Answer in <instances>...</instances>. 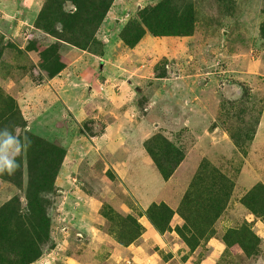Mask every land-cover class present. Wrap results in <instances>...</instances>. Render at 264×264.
I'll return each instance as SVG.
<instances>
[{
	"label": "rangeland",
	"instance_id": "1",
	"mask_svg": "<svg viewBox=\"0 0 264 264\" xmlns=\"http://www.w3.org/2000/svg\"><path fill=\"white\" fill-rule=\"evenodd\" d=\"M22 1L0 0V167L17 162L22 177L21 187L0 177V205L24 197L29 153L64 156L53 180L54 247L33 263L264 264V0H113L83 48L45 32L35 15L44 0L33 2L30 20ZM161 2L189 15L192 27L169 33L178 24L151 10ZM6 114L13 120H1ZM123 123L126 146L157 127L167 138L153 143L160 160H177L171 142L179 165L189 160L185 214L209 230L195 235L193 250L177 233V209L144 211L161 175L132 154L127 165L121 128L113 127ZM186 179L180 170L173 183ZM206 210L218 216L211 223ZM93 211L102 232L91 235L78 221ZM125 226L138 233L129 245L121 244ZM234 231L254 234V247L236 244Z\"/></svg>",
	"mask_w": 264,
	"mask_h": 264
},
{
	"label": "trees",
	"instance_id": "2",
	"mask_svg": "<svg viewBox=\"0 0 264 264\" xmlns=\"http://www.w3.org/2000/svg\"><path fill=\"white\" fill-rule=\"evenodd\" d=\"M112 2L113 0H44L40 9V18L38 21H42L45 32L49 33L50 31L51 34L57 36V38H61L68 42L72 41L77 47L83 48L86 46L87 41L92 39V35L95 33L97 26L103 21ZM161 3L162 7H166L165 11H162V7L157 3L151 10L157 9L161 13L165 12L167 16L165 18L168 20V24H170V22L171 25L173 23L178 24L171 29L169 33L174 35L181 34L186 30L185 28L188 30L192 27L193 21L189 15L180 16L174 13L167 4L164 2ZM67 5L70 6L71 9L66 11L63 8ZM142 13H145V11ZM162 25L165 26L166 23H162ZM153 33L161 34L162 32L157 30L153 31ZM6 118H9L10 121V119L13 120L14 117L12 114H10V116L6 114L1 120L7 123ZM162 135L163 133L159 131L152 136L146 137L143 140L142 146L157 167L163 181H166L179 166V162L183 160V156L181 155L179 146L171 142V149L169 150L171 154L168 152V155L174 158L176 153L178 157L177 160L173 161L171 165H166L162 161L165 156L161 157L160 160L159 156L153 152L152 148L153 143L158 139L162 143L167 141V138ZM165 149L166 148H164V150ZM32 157H38L39 161L32 163V160H34ZM63 157L64 156H62L58 149H51L46 155L39 153L28 154L29 168L27 182L24 188V197L21 199L20 196L19 198L16 196L0 205V264H31L54 247L53 240L50 236V214L55 203L53 180L57 176ZM17 161L19 162V160ZM16 165L17 162L2 165L0 168H2L3 171L0 172V177L2 178L3 176L13 184L21 187L22 177L20 170L17 169L19 166ZM12 172H14L16 177H11ZM122 182L123 181H121V183ZM193 183L190 186H192ZM124 188L127 194L133 198L126 185ZM262 198L264 199V196H262ZM133 200L136 202L134 198ZM188 204H190V201H188V195L186 194L182 197L177 207V212L184 221L177 230V233L187 244L189 243L190 250H193L197 245V241L194 240L196 238L195 235L203 237L208 234L207 231L209 232V230L206 226L198 228L202 224L199 219L194 223L190 220V217H187L185 214V207ZM158 207L161 209L164 207L166 210L173 211L163 201L158 199L152 202L144 211L148 212L150 216H154L153 210ZM260 210H262V208ZM217 217L214 211H205L207 222L211 223L214 221V218L216 219ZM152 221L154 222L153 224H157L160 229L165 227V220L159 221L153 217ZM123 230L128 237L121 242V244L129 245L131 243L130 232H134L135 235L138 233L127 226H125ZM234 234L236 235V244L242 247V245L249 243L250 246L254 247L257 238L250 231H245V233L234 231L233 235ZM188 235L190 236L187 237ZM133 238H135V236H133L132 239Z\"/></svg>",
	"mask_w": 264,
	"mask_h": 264
},
{
	"label": "crops",
	"instance_id": "3",
	"mask_svg": "<svg viewBox=\"0 0 264 264\" xmlns=\"http://www.w3.org/2000/svg\"><path fill=\"white\" fill-rule=\"evenodd\" d=\"M34 1H37V0H25V1H22V2H20L21 4H27L28 5V8H29V10H28V12H27V14H28V19L30 18V16L33 14V12L31 11L32 9H33V2ZM38 1H40V0H38ZM19 3V4H20ZM36 3V2H35ZM35 15L39 12V10L41 9V4H40V2H38L37 3V5L35 6ZM34 15V16H35ZM33 16V17H34ZM33 19V18H32ZM31 19V20H32ZM30 20V19H29ZM74 53H76V52H74ZM73 54V53H72ZM192 111V110H191ZM189 114V113H188ZM191 115V114H190ZM201 115H202V113H201ZM200 115V116H201ZM128 121L129 120H127L126 122L128 123ZM187 124L189 123V122H186ZM109 126V128L110 127H112V125L111 124H109L108 125ZM113 127L115 128V127H119V128H121V138H122V140H123V142H124V144L121 146V149L123 150V152H122V154H123V157H125V161L127 162V165L129 164V161H131V160H128L127 158H126V154H132V156H134L135 158H134V161H136V162H140V163H143V162H151V163H153L152 162V160L149 158V156L147 155V153L145 152V150L143 149V146H142V143H143V140L146 138V137H148V136H145V134H142V136L139 138L138 137V142H137V139L135 140L139 145L137 146V143L136 144H128L127 146L125 145V140L127 139L126 137H127V134L129 133V134H131L130 133V129H128L127 127L128 126H126L125 125V123H123V125H119V124H116V125H113ZM112 127V128H113ZM156 127V126H155ZM188 128V127H187ZM123 129H124V131H123ZM153 128H151V130H152ZM156 129H157V127H156ZM156 129H153L152 130V133H151V135L150 136H152V135H154V134H156L157 132H159L160 130H158V131H156ZM108 128L106 129V127L104 128V131L105 132H108ZM155 131V132H154ZM123 134V135H122ZM96 139H101V142L103 143V145L105 146L106 145V142H108V139L107 138H103V136H97V138ZM121 143L119 142V144L118 145H120ZM119 147V146H118ZM188 161L189 160H186L183 164H185L184 166H182V164H180L177 168H176V170L173 172V174L171 175V177L168 179V180H166V181H163V179L161 178V180H162V185H161V187L159 188V190H158V195H157V197H155L154 199H153V201L152 202H155L157 199L158 200H161V201H163L170 209H172V210H176L177 209V207H178V205L180 204V201H181V199H182V196H183V194H184V192H185V190H186V188H187V186H188V184H189V182H190V179H191V177H192V173H193V169H192V166H191V164H188ZM155 166V165H154ZM180 170H183L184 171V173H186L187 174V179H186V181L185 182H181L180 181V183L179 184H177V185H175V183H173V180H174V177H176L177 175H178V171H180ZM129 174H134V172H132V171H128V173H127V175H129ZM126 175V174H125ZM130 192V191H129ZM82 200V199H81ZM136 200V199H135ZM84 202L85 201H83V203H81L82 205H84ZM136 202H137V200H136ZM96 211V210H95ZM95 211H93V212H95ZM95 215H96V212L93 214V216L91 217V219H90V221L88 220V219H86V218H83V219H81V217L79 218V220L80 221H78V229L79 230H82V231H91L92 233H91V235H93V234H96V232H98V233H100V232H102V231H100L95 225H94V219H95ZM97 229V230H96ZM95 236V235H94ZM68 257V256H67ZM80 259L79 258H69L66 262V264H68L69 262H71V263H76V264H78V261H79ZM81 261V260H80ZM83 261H81V263H82ZM34 263H36V262H34ZM34 263H31V264H34Z\"/></svg>",
	"mask_w": 264,
	"mask_h": 264
}]
</instances>
